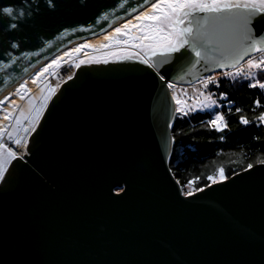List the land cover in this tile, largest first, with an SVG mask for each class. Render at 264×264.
<instances>
[{
	"label": "water",
	"instance_id": "water-1",
	"mask_svg": "<svg viewBox=\"0 0 264 264\" xmlns=\"http://www.w3.org/2000/svg\"><path fill=\"white\" fill-rule=\"evenodd\" d=\"M148 1L0 0V93ZM217 15L189 16L205 60L186 45L84 63L60 85L0 180V264H264V163L189 195L169 162L178 111L169 81L235 67L220 53L242 51L227 24L212 26ZM248 32L264 39V13Z\"/></svg>",
	"mask_w": 264,
	"mask_h": 264
},
{
	"label": "rangeland",
	"instance_id": "rangeland-1",
	"mask_svg": "<svg viewBox=\"0 0 264 264\" xmlns=\"http://www.w3.org/2000/svg\"><path fill=\"white\" fill-rule=\"evenodd\" d=\"M170 2L171 0H154L126 19L125 23L119 26L121 30L119 33L116 31L105 33L102 36L82 41L79 48L83 52L75 53L76 50L73 51V48H71L72 50L66 49L62 52V55L56 54L43 64L40 67L41 69L36 70L35 75L31 78L30 83L36 85V90H30L28 84H22L21 88H15L12 93L2 98L0 105V180L11 161L18 155L24 156L28 151L30 137L25 141L20 154L14 151L11 141L18 137L27 121L29 122L27 124L34 125L31 134L36 128L52 96L63 83L59 71L64 59L68 55L71 58L70 60L75 58V62L79 63V67L84 63L105 62L126 56L149 59L158 51L168 50V45L176 44L178 39L181 38L179 35L181 29L192 27L189 23V16L183 17L182 23H174L177 17L181 16V12L172 13L167 7ZM221 2H236V0H221ZM239 2L253 3L259 2V0H239ZM154 4H158L160 7L154 9ZM187 10L192 11L191 8ZM150 17H157V19H151ZM55 77H57L56 80ZM22 90L26 92L21 95ZM193 90L195 91V89ZM177 100L180 101L179 104L177 103V114L179 109L187 111L188 108L193 110L199 106L210 108L214 104L217 105L216 100L212 97H210V100L194 99L191 105L183 99H176V102ZM212 101H215V103H211ZM206 104L209 106L205 107ZM220 116L223 117V115ZM220 123L221 127L225 125L224 117ZM225 178H227V175L223 173V177H221L219 172L212 182ZM182 187L187 194L196 191L191 186L184 187L182 185Z\"/></svg>",
	"mask_w": 264,
	"mask_h": 264
},
{
	"label": "trees",
	"instance_id": "trees-1",
	"mask_svg": "<svg viewBox=\"0 0 264 264\" xmlns=\"http://www.w3.org/2000/svg\"><path fill=\"white\" fill-rule=\"evenodd\" d=\"M257 81L264 83L260 68H255L253 83ZM253 83L240 75H228L215 86L218 95H225L221 101L234 100L229 111L224 105L226 127L221 130L211 124L223 115L215 104L178 112L172 122L175 143L169 162L184 187L198 190L210 184L220 169L229 177L264 161V121L259 119L264 116V89L251 87ZM242 118L249 123H241Z\"/></svg>",
	"mask_w": 264,
	"mask_h": 264
},
{
	"label": "snow or ice",
	"instance_id": "snow-or-ice-1",
	"mask_svg": "<svg viewBox=\"0 0 264 264\" xmlns=\"http://www.w3.org/2000/svg\"><path fill=\"white\" fill-rule=\"evenodd\" d=\"M160 5L154 4L153 8H159ZM167 7L170 9L172 13H175L177 11L181 12V16L177 17L175 20V24H179L183 22V17L187 16H193L197 11L201 13H216L221 14L217 16H213L210 18L212 22V26H215L217 22H224L227 24L228 27L231 28L234 36V43L232 46V51H235L236 49H242V51H236L235 55L229 56L226 55L224 52H221V60H232V65L235 66L239 64L240 59L243 58V54H246L248 51L251 50H257L264 52V39L259 41H253L250 38L248 27L252 19V14H259L264 13V0H259V2H253V3H247V2H239V0H236V2H221V0H171L170 3H168ZM191 8L192 11L189 12L187 9ZM233 9H244L247 10L248 15H242V14H236L232 15ZM2 11L6 13L9 16H12L13 9L11 7L3 8ZM225 13H228L229 15H223ZM23 15V13H21ZM149 18V17H146ZM151 19H157V17H150ZM167 18V16H165ZM191 23V21H189ZM205 24H209V20H205ZM127 27V26H125ZM121 30L119 28L116 29V32L119 33ZM193 29L192 27H185L181 29L180 32V39H178L176 44H170L168 45V51L169 52H176L179 51L181 47L189 46L190 48L195 50L196 57L200 58V60L206 59V54L202 55L201 51L199 50L200 47H203L204 45L200 43V40L203 39V37L200 34L199 29H197V35L192 36ZM192 37V40L190 42L189 39L184 37ZM247 45V47H244ZM79 49H77L78 51ZM219 51V49H217ZM147 63V61H144ZM199 63V61H197ZM220 66H225L223 63H220ZM248 67L249 69L255 67L260 68L262 71H264V57L260 59V61L254 62L253 60L248 61ZM240 72L238 71L235 74L228 73V75H239ZM207 81L205 82V87H207ZM171 86V85H170ZM251 87H259L261 89H264V83H260L257 81L256 83H253L250 85ZM206 100H210V97H206ZM177 103L179 104L180 101L177 100ZM211 103H215V101H212ZM205 107H208L209 105H204ZM179 111L183 112V109H179ZM186 114V113H185ZM7 118V117H6ZM261 121H264V116L259 117ZM223 120V117L220 115H217L215 120L211 121V124L213 127H215L217 130H221V121ZM241 123L247 124L249 123L246 119H241ZM226 127V125H224ZM19 143V142H17ZM264 163V161H261ZM251 167V165H249ZM221 177H223V169L219 170ZM209 179H212V177H209ZM191 193H189L190 195Z\"/></svg>",
	"mask_w": 264,
	"mask_h": 264
},
{
	"label": "built area",
	"instance_id": "built-area-1",
	"mask_svg": "<svg viewBox=\"0 0 264 264\" xmlns=\"http://www.w3.org/2000/svg\"><path fill=\"white\" fill-rule=\"evenodd\" d=\"M262 57H264V52L254 50V52L251 55L247 56L246 59H244L240 64L236 65L235 67L216 70L214 72L202 76L198 80L189 84L169 81V86L171 85L170 89L175 99H181V100L183 99L186 102H188L189 105H191V102L194 99L202 100L205 99L206 97H212L213 99L216 100L217 106L219 107V109H221L224 118H226L224 105L226 104L228 106L227 111H229L231 107L234 105V100L227 99L225 101H221L220 99L225 97V95L223 94L218 95L215 86L220 82V79L222 77L228 76V73H237L238 71L240 72L239 74L240 76H243L244 78L251 80V83H253L255 67L249 69L248 61L253 60L254 62L258 63ZM78 65L79 63H77V61L75 62V58L70 60L71 69L69 73L66 72L64 73V75H60L61 82H64L70 77H72L75 74ZM206 81L208 82L207 87H205ZM193 89H195V91ZM190 110H191L190 108L187 109V111Z\"/></svg>",
	"mask_w": 264,
	"mask_h": 264
},
{
	"label": "bare ground",
	"instance_id": "bare-ground-1",
	"mask_svg": "<svg viewBox=\"0 0 264 264\" xmlns=\"http://www.w3.org/2000/svg\"><path fill=\"white\" fill-rule=\"evenodd\" d=\"M152 1H154V0H150V1L146 2V3H144L143 5L139 6L138 8H136L135 10H133L132 12H130L128 15H126L121 20L116 21V22H113L111 24H108V25L100 28L99 30H97L96 32H94V33H92V34H90L88 36H85V37L76 39V40H74V41H72L70 43H67V44L61 46L60 48H58L57 50H55L54 52H52L51 54H49L47 57H45L43 60H41L35 66H33L26 74H24L22 77H20L18 80H16L13 84H11L8 88H6L2 93H0V105H1V100H2V98L5 95H8V94L12 93L15 88H19V87L21 88V85L22 84H28V86H29L28 88H30V90H36L37 89L36 85H34L33 83H30L31 82V78L33 77V75H35L34 73L36 72V70L38 71V69H41L40 67H42L43 64H45L48 60H50L51 58H53L56 54L60 55L66 49H71V48H73V51L76 50L75 53L80 52L81 49L79 48V46H80V43L82 41H86V40L91 39L93 37L102 36L105 33L115 32L116 29L119 28L120 25H122V24L125 23V20L126 19H128L130 16H132L136 12L140 11L142 8H144L146 5H148ZM77 49H79V50L77 51ZM70 59L71 58L69 57V55L64 59V62L61 65V70L59 71V75H64V73H66V72L69 73V71L71 69L70 68ZM56 79H57V77H55V80ZM23 92H26V91L25 90H22L21 95L23 94ZM0 111H1V109H0ZM27 123H29V122L27 121ZM27 123H25V127L20 132V134L18 135V137L15 140L13 139L11 141V145L13 146L14 151L17 154L22 153L21 150L24 148V145H25L24 143L30 137L31 131L34 128V125L27 124ZM17 142H19V143H17Z\"/></svg>",
	"mask_w": 264,
	"mask_h": 264
}]
</instances>
